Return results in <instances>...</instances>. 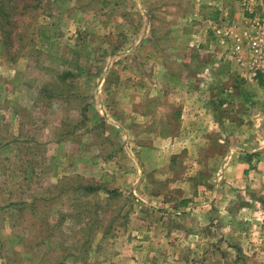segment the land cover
I'll use <instances>...</instances> for the list:
<instances>
[{
    "label": "rangeland",
    "instance_id": "obj_1",
    "mask_svg": "<svg viewBox=\"0 0 264 264\" xmlns=\"http://www.w3.org/2000/svg\"><path fill=\"white\" fill-rule=\"evenodd\" d=\"M236 2L221 14L214 0H0V264H264L258 214L243 218L239 193L218 206L193 183L185 193L184 160L126 112L155 64L143 57L197 74L194 89L218 110L247 103L225 85L259 78L231 63L204 70L213 26L249 16Z\"/></svg>",
    "mask_w": 264,
    "mask_h": 264
},
{
    "label": "crops",
    "instance_id": "obj_2",
    "mask_svg": "<svg viewBox=\"0 0 264 264\" xmlns=\"http://www.w3.org/2000/svg\"><path fill=\"white\" fill-rule=\"evenodd\" d=\"M237 1L236 7L239 6L240 11V2ZM214 3H222L218 6L221 14L227 12H224L225 0H214ZM247 13L249 16L253 15L252 12ZM194 37L191 44L195 47L196 41L199 40L196 35ZM170 60L164 56L152 59L143 57L142 62L145 64H155L149 73L144 71V80L141 76L136 77V80L139 81L140 78L141 81L137 84L133 81L134 86L126 93L128 95L126 112L130 113L132 118L128 119L136 123L134 124L136 127L143 129L142 137L146 139H151V136L159 137L168 143L164 149L170 151L174 159L184 160L186 165L183 171L186 179L182 190L185 193H190L188 189L193 183L196 195L197 193L206 195L210 192L211 201L217 206L221 204V199H226L223 202L225 203L235 199L239 193V207L245 212L243 218L250 220L252 215L258 214V218H255L258 219V240L255 239L254 251L258 252V256L261 255L259 259L264 260V215L261 216L264 212V126H262L264 124L261 123L262 125H258L257 128L253 122L255 117L264 116V87L258 82H251L250 79L248 80L251 83L258 84V91L252 92L254 90L249 87L253 86L251 83L242 85V90L238 85L233 87L227 84L225 92H231L233 95L240 93L247 103H237L232 107L223 104L221 110H218L210 102L205 103L206 97L202 98L194 89L196 84L192 80H195L197 74L190 77L182 66L172 71L169 64L173 61ZM174 60L175 63L182 65L180 61ZM192 60L197 62V58ZM137 75L139 74H134ZM256 100L258 103H255ZM232 110L238 112L239 118L245 120L233 121L230 115ZM152 129L160 131L154 132ZM260 130H263L261 134ZM188 161L192 163L188 165ZM206 169L212 170V174L211 179L205 184L199 177ZM216 193H219L217 197ZM189 201L175 202L185 205ZM176 203L174 207H180ZM257 208L260 213L253 211ZM246 237L239 234L238 240L245 242ZM231 238L235 240L229 235H226L224 240L226 239L232 248L236 244ZM239 242L236 248L242 251L241 246L244 243ZM248 247L252 248L250 245ZM245 251L250 254L249 250Z\"/></svg>",
    "mask_w": 264,
    "mask_h": 264
},
{
    "label": "built area",
    "instance_id": "obj_3",
    "mask_svg": "<svg viewBox=\"0 0 264 264\" xmlns=\"http://www.w3.org/2000/svg\"><path fill=\"white\" fill-rule=\"evenodd\" d=\"M242 5L253 15L240 23L213 26L218 44L204 51V56L209 57L204 70L210 77L224 63L235 64L252 79L264 76V0H242Z\"/></svg>",
    "mask_w": 264,
    "mask_h": 264
},
{
    "label": "trees",
    "instance_id": "obj_4",
    "mask_svg": "<svg viewBox=\"0 0 264 264\" xmlns=\"http://www.w3.org/2000/svg\"><path fill=\"white\" fill-rule=\"evenodd\" d=\"M259 85L264 87V76L259 77Z\"/></svg>",
    "mask_w": 264,
    "mask_h": 264
}]
</instances>
